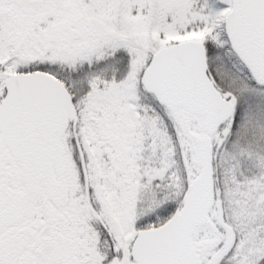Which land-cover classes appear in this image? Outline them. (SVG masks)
Listing matches in <instances>:
<instances>
[{
  "label": "snow or ice",
  "instance_id": "1",
  "mask_svg": "<svg viewBox=\"0 0 264 264\" xmlns=\"http://www.w3.org/2000/svg\"><path fill=\"white\" fill-rule=\"evenodd\" d=\"M0 264H264V0H0Z\"/></svg>",
  "mask_w": 264,
  "mask_h": 264
}]
</instances>
